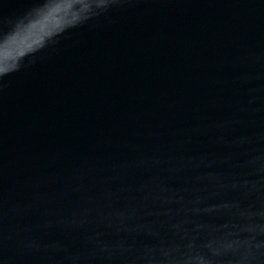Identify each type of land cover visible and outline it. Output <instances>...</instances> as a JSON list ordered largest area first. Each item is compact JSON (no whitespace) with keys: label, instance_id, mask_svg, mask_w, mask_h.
I'll return each mask as SVG.
<instances>
[{"label":"water","instance_id":"95a60500","mask_svg":"<svg viewBox=\"0 0 264 264\" xmlns=\"http://www.w3.org/2000/svg\"><path fill=\"white\" fill-rule=\"evenodd\" d=\"M0 67V264H264V0H0Z\"/></svg>","mask_w":264,"mask_h":264},{"label":"snow or ice","instance_id":"6c2138e0","mask_svg":"<svg viewBox=\"0 0 264 264\" xmlns=\"http://www.w3.org/2000/svg\"><path fill=\"white\" fill-rule=\"evenodd\" d=\"M5 72V69H3L2 67H0V76H2Z\"/></svg>","mask_w":264,"mask_h":264},{"label":"clouds","instance_id":"9594fccd","mask_svg":"<svg viewBox=\"0 0 264 264\" xmlns=\"http://www.w3.org/2000/svg\"><path fill=\"white\" fill-rule=\"evenodd\" d=\"M90 10V7L87 9V11H89ZM84 18H86V17H84ZM23 21H20V23H22Z\"/></svg>","mask_w":264,"mask_h":264}]
</instances>
